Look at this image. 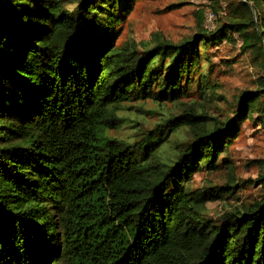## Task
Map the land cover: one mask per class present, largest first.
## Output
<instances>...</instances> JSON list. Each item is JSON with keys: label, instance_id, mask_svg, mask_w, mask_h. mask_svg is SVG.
Returning <instances> with one entry per match:
<instances>
[{"label": "trees", "instance_id": "1", "mask_svg": "<svg viewBox=\"0 0 264 264\" xmlns=\"http://www.w3.org/2000/svg\"><path fill=\"white\" fill-rule=\"evenodd\" d=\"M134 1L0 0V264H264V181L230 204L227 148L244 121L264 126V0L215 2L217 27L180 42L116 45ZM222 40H240L259 80L220 120L185 98L217 97ZM148 100L177 113L111 133ZM203 171L221 180L195 185Z\"/></svg>", "mask_w": 264, "mask_h": 264}, {"label": "rangeland", "instance_id": "2", "mask_svg": "<svg viewBox=\"0 0 264 264\" xmlns=\"http://www.w3.org/2000/svg\"><path fill=\"white\" fill-rule=\"evenodd\" d=\"M226 1L228 0H136L120 25L115 44L118 45L129 40L140 45L157 39L176 43L193 36L200 29V25L206 31L211 32L217 27L218 20L214 22V28L209 30L205 26V14L207 11L213 10L212 6L215 5V2L222 3L221 6H223ZM242 2L251 6L250 0H242ZM238 7L239 12L244 14L245 5L240 4ZM218 12L217 18L219 19L227 14L226 9H221ZM252 13L256 20V12L253 10ZM234 36L236 37V35ZM240 45V40H237L233 46L226 40H222L208 50L213 68L211 79L218 84L217 97L212 99L210 105L199 98L196 89L190 92L189 98H185V101L198 100L204 105L208 114L223 120L231 113L232 104L242 92L253 91L258 87L259 64L252 63L247 59L246 53L242 58ZM224 59H233L232 68L225 65L228 62H225ZM205 67L207 65L201 59L198 72L190 79L192 80L190 87L195 88V81ZM132 106L130 109L120 111V118L125 119L118 121L116 125L121 126L111 133L115 132L125 136L132 130L139 129L140 123L152 126L166 119L168 115L177 113L172 104L158 109L150 100L142 105L144 110H140L137 105L132 104ZM253 117L255 118L256 114ZM227 148L230 150L229 163L235 175V197L229 198L228 202L236 204L256 198L260 185L264 181L262 179L264 176V126L259 122L254 125L251 121H244L239 126L238 137L236 138L234 135ZM226 169V166L222 165L217 173L225 175ZM205 180L218 182L221 179L219 176H215V173L207 174L206 171H203L195 174L194 184L201 186ZM236 197L239 199H235ZM208 206L213 216L221 215L227 208L223 200H217Z\"/></svg>", "mask_w": 264, "mask_h": 264}, {"label": "built area", "instance_id": "3", "mask_svg": "<svg viewBox=\"0 0 264 264\" xmlns=\"http://www.w3.org/2000/svg\"><path fill=\"white\" fill-rule=\"evenodd\" d=\"M215 14L209 10L205 14V26L207 29L212 30L214 28Z\"/></svg>", "mask_w": 264, "mask_h": 264}]
</instances>
